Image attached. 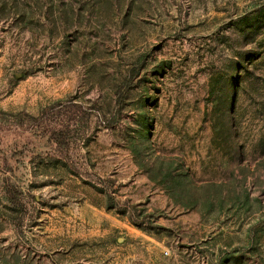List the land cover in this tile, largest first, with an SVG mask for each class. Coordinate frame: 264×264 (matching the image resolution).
<instances>
[{
    "label": "rangeland",
    "instance_id": "obj_1",
    "mask_svg": "<svg viewBox=\"0 0 264 264\" xmlns=\"http://www.w3.org/2000/svg\"><path fill=\"white\" fill-rule=\"evenodd\" d=\"M0 264H264V0H0Z\"/></svg>",
    "mask_w": 264,
    "mask_h": 264
}]
</instances>
